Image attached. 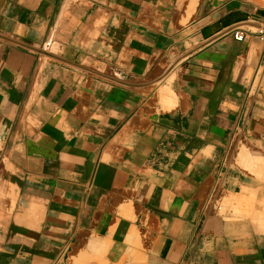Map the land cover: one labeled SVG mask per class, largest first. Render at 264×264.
I'll return each mask as SVG.
<instances>
[{"label":"crops","instance_id":"0c3cea01","mask_svg":"<svg viewBox=\"0 0 264 264\" xmlns=\"http://www.w3.org/2000/svg\"><path fill=\"white\" fill-rule=\"evenodd\" d=\"M259 26L264 0H0V264H264Z\"/></svg>","mask_w":264,"mask_h":264},{"label":"rangeland","instance_id":"374dc122","mask_svg":"<svg viewBox=\"0 0 264 264\" xmlns=\"http://www.w3.org/2000/svg\"><path fill=\"white\" fill-rule=\"evenodd\" d=\"M86 253H87V255H86ZM74 254H76L75 255L76 256V259H75L76 263L74 262V264H77V262L80 263L79 260H77V258H79V259L81 258L80 259L81 260V263L80 264H82L83 260H84L83 264H101L102 262H103L102 264H111V263L107 262L103 258V256L100 253H98V252H93V251H78V252H74ZM74 254H70L71 255L70 257H72V255H74ZM88 255L91 256V257H89ZM70 257H68L66 260H64L63 261V264H73V263L70 262ZM89 258H90V260L88 261ZM97 259H99V260H97ZM136 264H139V262L136 263Z\"/></svg>","mask_w":264,"mask_h":264},{"label":"built area","instance_id":"2783aa9c","mask_svg":"<svg viewBox=\"0 0 264 264\" xmlns=\"http://www.w3.org/2000/svg\"><path fill=\"white\" fill-rule=\"evenodd\" d=\"M257 33L259 35H261V37L264 36V27H257L256 29ZM233 37L236 39V40H242L244 38V31L243 29H237L236 31L233 32ZM259 70V69H258ZM263 75H264V66L261 65L260 66V70L256 72V76L254 77V80L252 82L253 86L255 88H258L262 81H263Z\"/></svg>","mask_w":264,"mask_h":264},{"label":"bare ground","instance_id":"6f19581e","mask_svg":"<svg viewBox=\"0 0 264 264\" xmlns=\"http://www.w3.org/2000/svg\"><path fill=\"white\" fill-rule=\"evenodd\" d=\"M235 160H236V159H235ZM234 162H235V161H234ZM236 162H237V161H236ZM253 163H254V162H253ZM255 163H257V162H255ZM257 164H259V163H257ZM263 164H264V163H263ZM255 165H256V164H255ZM257 166H258V165H257ZM263 166H264V165H263ZM260 169H262V165H261V168H260ZM260 169H259V170H260ZM263 170H264V169H263ZM263 170H262V171H263ZM259 172H261V171H259ZM252 173H253V172H252ZM259 174H260V173H259ZM261 175H262V172H261ZM128 210H129V209H128ZM83 251H84V250H83ZM69 255H70V254H69ZM75 255H76V254L72 255V257H70L71 255L69 256V257H70V262L73 263V264H74V262L76 263V261H75L76 256H75ZM83 255H84V254H83ZM86 255H87V253H86ZM77 256H78V255H77ZM88 256H89V255H88ZM79 257H80V256H79ZM82 257H83V256H82ZM89 257H91V256H89ZM97 258H98V257H97ZM101 258H102V257H101ZM80 259H81V258H80ZM80 259L77 258V260H79V262L81 263V260H80ZM95 259H96V258H95ZM86 260H87V259H86ZM89 260H90V258L88 259V261H89ZM97 260H99V259H97ZM100 261H101V260H100ZM83 262H84V260H83ZM83 262H82V264H83ZM85 262H86V261H85ZM80 263L77 262V264H80ZM87 263H88V262H87ZM102 263H103V262H102ZM102 263H101V264H102Z\"/></svg>","mask_w":264,"mask_h":264}]
</instances>
